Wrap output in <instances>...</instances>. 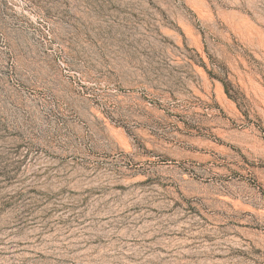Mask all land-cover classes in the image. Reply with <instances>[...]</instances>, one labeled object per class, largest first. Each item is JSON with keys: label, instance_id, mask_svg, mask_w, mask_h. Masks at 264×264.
Segmentation results:
<instances>
[{"label": "rangeland", "instance_id": "rangeland-1", "mask_svg": "<svg viewBox=\"0 0 264 264\" xmlns=\"http://www.w3.org/2000/svg\"><path fill=\"white\" fill-rule=\"evenodd\" d=\"M0 264H264V0H0Z\"/></svg>", "mask_w": 264, "mask_h": 264}, {"label": "bare ground", "instance_id": "bare-ground-1", "mask_svg": "<svg viewBox=\"0 0 264 264\" xmlns=\"http://www.w3.org/2000/svg\"><path fill=\"white\" fill-rule=\"evenodd\" d=\"M133 118L140 124L150 123L148 116L136 115ZM136 132L139 131L136 130ZM194 135H196L195 131H190V136L176 135L172 143L164 142L163 147H153L154 161L158 163L157 165L169 171H182L184 168L189 167L190 162L196 164L214 162L213 146L195 141L192 138ZM182 178L186 179L184 176ZM170 179L177 184L179 183V177L176 175L171 176Z\"/></svg>", "mask_w": 264, "mask_h": 264}]
</instances>
